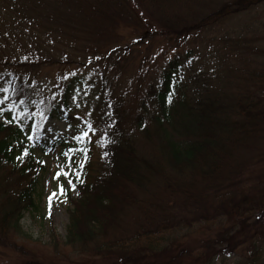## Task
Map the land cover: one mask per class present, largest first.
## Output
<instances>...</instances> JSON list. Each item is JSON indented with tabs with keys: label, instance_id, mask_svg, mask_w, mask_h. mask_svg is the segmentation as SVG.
I'll use <instances>...</instances> for the list:
<instances>
[{
	"label": "trees",
	"instance_id": "obj_1",
	"mask_svg": "<svg viewBox=\"0 0 264 264\" xmlns=\"http://www.w3.org/2000/svg\"><path fill=\"white\" fill-rule=\"evenodd\" d=\"M112 1L119 13L105 12L102 6L96 15L102 22L113 28L139 27L143 39L165 40L176 51L146 89L150 102L142 104L134 122L132 112L114 97L117 84L110 77L122 67V56L115 59V51L104 58L99 82L95 78V85L88 87L81 78L70 80L61 103L48 110L52 116L61 106L65 113L60 119L71 124V99L86 86L94 94L89 102L99 130L90 135L96 141L107 135V143L88 145V158L79 170V197L70 199L65 244L99 254L103 262L112 257L109 264H197L194 257L199 256L205 264L208 251L211 258L235 251L234 240L241 236L260 242L264 233L259 236L257 223L250 221L257 217L264 222L261 197L236 199L221 188L229 176L246 171L250 159H264V23L231 27L232 21L264 6V0ZM125 3L132 8L123 12ZM9 79L11 90L24 87ZM27 109L34 111L32 106ZM24 113L25 120H14L4 117L5 110L0 112V231L23 237L19 225L36 207V187L45 168L31 135L37 114ZM136 131L152 142L153 157L138 154ZM43 146L44 153L52 149L51 143ZM97 146L102 164L95 170L91 157ZM215 220L221 225L200 242L204 252L195 255L193 247L182 243L155 246L159 236Z\"/></svg>",
	"mask_w": 264,
	"mask_h": 264
},
{
	"label": "rangeland",
	"instance_id": "obj_2",
	"mask_svg": "<svg viewBox=\"0 0 264 264\" xmlns=\"http://www.w3.org/2000/svg\"><path fill=\"white\" fill-rule=\"evenodd\" d=\"M113 2L115 1L0 0V87L11 86L9 77L14 79L17 86H24L6 94L9 100L5 102L7 106L4 117L13 118L15 115L25 120V108L34 107V111L28 113L30 115L35 112L38 116L35 120L37 128L31 130V135H35L36 156L45 163L36 187V207L25 213L19 225L26 236L11 233L7 235L0 231V264H109L113 260L111 257L103 262V256L99 254L82 253L78 248L65 244L71 210L70 199L79 197L78 185L83 179L80 177L77 180L73 176V189L62 175L59 179L55 176L61 169L68 170L65 166L68 157L63 153L69 148H78L72 138L74 130H83L87 123H91L99 131L96 127L95 111L91 110L89 102L93 100L94 94L86 86H94L96 79L100 81L106 55L115 51V59L122 56V67L119 72H112L110 80L117 84L114 88L115 99L124 103V108L132 112L131 121L134 122L135 115L142 112V104L150 102L145 94L146 89L156 82L159 69L174 57L176 51L165 40L152 42L149 37L143 39L140 35L143 34L142 30L136 29L139 27L122 24L113 28L110 22L105 21L108 25L102 22L96 16L102 6L106 7L105 12L119 13L113 7ZM131 8L127 3L122 7L123 12ZM263 23L264 6H260L232 21L231 27L241 30L245 26L256 28ZM259 60L262 61L263 56ZM16 62L41 64L21 67L15 65ZM78 78L86 86L73 96L75 100L71 99L69 116L72 123L60 119V114L65 113L61 106L59 111L56 110L52 116H48V110L61 103L66 83ZM3 95L5 94L0 93V97ZM20 100L27 103L22 105ZM40 107L45 109L40 112ZM40 113H44L47 120ZM96 114L99 115V112ZM49 127L52 128L51 132L47 131ZM96 139L93 135L92 141L95 142ZM154 139L157 140L155 136ZM134 140L139 155L153 157L151 154L154 146L151 141H146L142 131L135 132ZM43 143H51L50 152H43ZM71 155L74 168L84 160L80 152ZM91 158L94 169L100 168V147L95 148ZM249 164L246 171L244 169L234 177L229 176L223 182L225 184L221 190L223 193L231 192L236 199L244 195H254L261 197L264 202V159H257L254 163L250 159ZM61 184L65 189L64 195L59 192ZM213 190L214 188L210 189ZM53 192L57 196L53 197L50 204L48 197ZM66 192L69 197H66ZM258 220L255 217L250 224L254 226L257 223L256 230L260 236L264 233V222ZM223 222L226 223L227 218ZM220 225L221 221L218 220L201 221L192 227L176 229L159 236L155 246L163 249L173 243H182L193 247L197 255L205 251L200 242L215 234ZM247 233L249 232L245 234ZM256 239H243L241 236L239 240H234L235 251L227 250L214 254L212 258L208 251L205 264H264V238L261 237L257 243ZM255 252L258 255L252 258ZM194 259L197 264H203L200 256Z\"/></svg>",
	"mask_w": 264,
	"mask_h": 264
},
{
	"label": "snow or ice",
	"instance_id": "obj_3",
	"mask_svg": "<svg viewBox=\"0 0 264 264\" xmlns=\"http://www.w3.org/2000/svg\"><path fill=\"white\" fill-rule=\"evenodd\" d=\"M9 91H11L10 87H0V93H4L5 95H3L2 97H0V105H4L6 101L9 100V97L6 95ZM75 100V98H73ZM27 102L25 100H20V104L24 105ZM15 107V106H14ZM77 107H80L79 104H77ZM13 109H9V111H12ZM4 111L3 107H0V112ZM25 112L30 113V109L25 108L24 110ZM40 115L42 116V118H44L45 120H47V117L44 115V113H40ZM13 119L16 120L18 119L17 116H13ZM77 119H81L80 117H77ZM47 131L51 132L52 128L49 127L47 129ZM97 131V129L95 127H93V125L91 123H87L86 128L83 130H79L78 134L74 135L72 138L77 142V144L82 145V147L80 148H69V150L67 152H64L63 155L65 157H68V160L66 161L65 166L67 167V171H64L63 169H61L60 171H58L56 173L55 178L59 179L61 177V175L67 180V183L70 187H72L74 189L75 185L72 183V177L74 176L77 180L80 179V172L78 169L83 168V163L84 160H87L88 158V152H89V147L88 145H90L92 143V136L89 135V133L95 134ZM30 140L33 139L32 136L28 137ZM96 143L98 144H105L107 143V135L104 134L102 135L97 141ZM75 152H80L83 154L84 160L81 161V163L79 165H76L75 168L73 167V160H72V153ZM24 155L28 154L27 149L24 150ZM105 155H107V153L105 152ZM19 159V157H18ZM40 163H44V161H40ZM59 192L60 195H64L65 189L64 186L61 184L59 185ZM57 193L53 192L49 197V203L51 204V201L53 199V197H56Z\"/></svg>",
	"mask_w": 264,
	"mask_h": 264
}]
</instances>
